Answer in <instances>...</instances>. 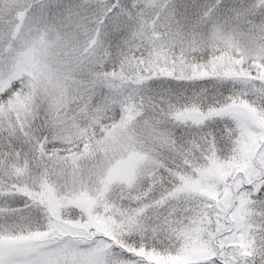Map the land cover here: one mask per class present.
Listing matches in <instances>:
<instances>
[{
    "label": "snow or ice",
    "instance_id": "obj_1",
    "mask_svg": "<svg viewBox=\"0 0 264 264\" xmlns=\"http://www.w3.org/2000/svg\"><path fill=\"white\" fill-rule=\"evenodd\" d=\"M0 264H264V0H0Z\"/></svg>",
    "mask_w": 264,
    "mask_h": 264
}]
</instances>
